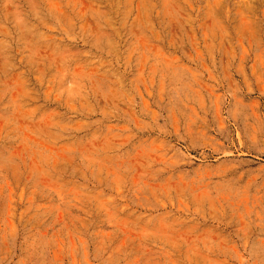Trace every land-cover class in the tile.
I'll return each mask as SVG.
<instances>
[{
	"label": "rangeland",
	"instance_id": "rangeland-1",
	"mask_svg": "<svg viewBox=\"0 0 264 264\" xmlns=\"http://www.w3.org/2000/svg\"><path fill=\"white\" fill-rule=\"evenodd\" d=\"M0 264H264V0H0Z\"/></svg>",
	"mask_w": 264,
	"mask_h": 264
}]
</instances>
